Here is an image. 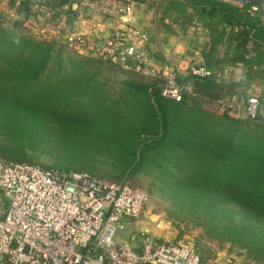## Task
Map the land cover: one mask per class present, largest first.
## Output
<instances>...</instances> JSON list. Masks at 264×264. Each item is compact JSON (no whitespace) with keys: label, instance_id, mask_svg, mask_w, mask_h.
Listing matches in <instances>:
<instances>
[{"label":"trees","instance_id":"16d2710c","mask_svg":"<svg viewBox=\"0 0 264 264\" xmlns=\"http://www.w3.org/2000/svg\"><path fill=\"white\" fill-rule=\"evenodd\" d=\"M119 1L153 9L150 28H141L149 36L145 46L149 59L161 62L170 37L200 28L209 41L201 53L203 64L241 66L242 81L193 80L191 91L184 90L181 100L173 101L160 95L166 77L131 74L120 81L117 93H111L98 78L103 68H119L114 59L88 49L80 53L61 33L45 36L36 26L54 24L66 14L67 32L74 31L82 18L92 17L110 23L105 31L112 33L119 27L114 18L79 11L77 0H46L45 7L38 0H8L7 16L17 17L5 25L0 15V159L87 173L39 165L29 156L42 151L45 142L57 150L55 139L115 146L119 175L112 180L96 178L130 184L127 179L144 168L168 167L182 178L168 181L166 187L183 201L201 206L191 213L204 220L208 231L264 263V118L216 114L210 107L225 98L238 101L254 80L264 81V18L250 12L249 5L225 0ZM29 17L35 26L25 23ZM63 46L76 55L64 59L59 48ZM88 53L107 61L81 56ZM174 78L182 84L187 76ZM258 98L264 107V92ZM94 122L102 128L94 129Z\"/></svg>","mask_w":264,"mask_h":264},{"label":"built area","instance_id":"2783aa9c","mask_svg":"<svg viewBox=\"0 0 264 264\" xmlns=\"http://www.w3.org/2000/svg\"><path fill=\"white\" fill-rule=\"evenodd\" d=\"M45 2L38 0L42 7ZM75 5L94 16L113 17L119 27L97 35L99 29H80L87 21L82 18L74 31L67 32L69 16L64 14L56 23L37 25L36 29L45 36L61 33L73 41L71 46L78 52L88 49L103 54L123 70L156 76L145 51L147 32L129 26L142 4L77 0ZM249 10L258 13L259 8L251 4ZM25 23L36 25L31 17ZM216 71L204 64L191 66L182 84L168 75L160 95L180 101L184 90L191 91V81L213 78ZM249 89L244 98H225L215 106L221 112L251 119L260 114L264 118L258 98L264 92V81L254 80ZM147 203V194L127 182H109L84 172H61L28 163L6 164L0 159V264H200L195 248L182 242L145 238L138 246L113 243L115 226L143 216Z\"/></svg>","mask_w":264,"mask_h":264},{"label":"rangeland","instance_id":"374dc122","mask_svg":"<svg viewBox=\"0 0 264 264\" xmlns=\"http://www.w3.org/2000/svg\"><path fill=\"white\" fill-rule=\"evenodd\" d=\"M10 7L8 0H0V15L4 18V24L8 20H14L16 15L11 18L8 14ZM153 9L144 7L135 15L139 18L137 26L140 28H150ZM113 18V17H111ZM148 18V19H147ZM143 19V20H142ZM85 25L80 29H99L98 32H105L104 24L97 26V21L89 17ZM99 22V20H98ZM147 24V25H146ZM83 27V28H82ZM61 48V56H72L76 53L67 47ZM91 58L106 60L94 53L82 54ZM107 61V60H106ZM115 67V66H114ZM90 72H94L91 68ZM142 76L132 71L123 70L120 67L113 69H101L99 80L106 83V89L111 93H117L120 90V81L124 80L127 75ZM144 77V76H143ZM113 100L120 101V96H110ZM122 105V104H121ZM212 112L219 114L220 110L214 105ZM208 108V107H206ZM232 113V112H231ZM243 114H235L240 116ZM94 129L102 128V125L94 122ZM58 137V136H57ZM94 140V139H93ZM120 140H118L119 142ZM52 141H49L51 144ZM59 147L57 150L47 145L45 142L42 151H34L29 157V161L44 166L60 167L67 169H83L93 177H101L112 180L119 175L121 167L116 166L114 161L117 157L115 146L99 145L93 141L82 139L76 140H56L54 141ZM101 144V143H100ZM122 144V141L119 142ZM67 145L69 150L61 149V146ZM114 150V151H113ZM168 167L160 166L159 168H144L139 173L129 177V185H133L143 190L148 196V203L145 207V213L138 219L123 221L122 226H115L112 241L116 245L124 243H133L138 246L141 240L145 238L182 242L193 245L196 249L200 264H264L255 262L251 256L247 255L236 244L211 234L208 231L206 223L201 217L191 212L200 209L197 203H189L178 198L166 187L168 181L177 182L182 177Z\"/></svg>","mask_w":264,"mask_h":264},{"label":"crops","instance_id":"0c3cea01","mask_svg":"<svg viewBox=\"0 0 264 264\" xmlns=\"http://www.w3.org/2000/svg\"><path fill=\"white\" fill-rule=\"evenodd\" d=\"M138 21L139 18L135 17L134 23L137 24ZM99 24L100 23H97L98 27ZM107 24L110 26V23L106 22L103 27H108ZM143 27L147 29L146 26ZM208 46L209 41L206 31L191 27L186 30L185 36L170 37L168 39V45L162 49L163 60L161 62H157L150 57L152 68L155 70L156 76L158 77H166L168 75L184 77L187 75L191 66L203 64L201 53L206 50ZM164 58H167V61H164ZM212 68L217 70L213 79L218 83H239L242 81L244 71L241 66ZM249 91L251 90L248 89V92Z\"/></svg>","mask_w":264,"mask_h":264},{"label":"water","instance_id":"95a60500","mask_svg":"<svg viewBox=\"0 0 264 264\" xmlns=\"http://www.w3.org/2000/svg\"><path fill=\"white\" fill-rule=\"evenodd\" d=\"M228 2H232L238 5H257L259 10H258V15L262 18H264V0H225Z\"/></svg>","mask_w":264,"mask_h":264}]
</instances>
